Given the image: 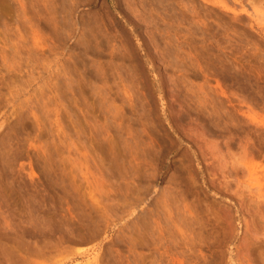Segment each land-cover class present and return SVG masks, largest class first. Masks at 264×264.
I'll return each instance as SVG.
<instances>
[{
  "label": "rangeland",
  "instance_id": "obj_1",
  "mask_svg": "<svg viewBox=\"0 0 264 264\" xmlns=\"http://www.w3.org/2000/svg\"><path fill=\"white\" fill-rule=\"evenodd\" d=\"M0 264H264V0H0Z\"/></svg>",
  "mask_w": 264,
  "mask_h": 264
}]
</instances>
